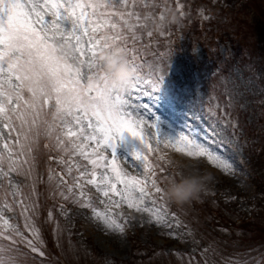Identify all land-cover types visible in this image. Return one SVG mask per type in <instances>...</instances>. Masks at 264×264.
<instances>
[{
    "label": "snow or ice",
    "instance_id": "6c2138e0",
    "mask_svg": "<svg viewBox=\"0 0 264 264\" xmlns=\"http://www.w3.org/2000/svg\"><path fill=\"white\" fill-rule=\"evenodd\" d=\"M141 3L142 0H0V264H21L25 255L21 244L44 255L36 246L39 232L30 218H25L24 228L34 239L25 236L5 215L14 210L13 204L23 206L29 199L22 191L31 172V166L25 168L29 165L26 157L34 151L35 138L40 135L34 129L42 115L51 117L42 123L45 136L56 133L53 150L80 155L92 165L91 170L81 173L93 177L87 183L96 185L95 169H103L100 175L105 186L103 196L107 197L110 191L116 193L130 209L149 213L159 224L173 227L163 205L157 207L155 199L145 204L151 195L142 186L145 181L116 165L117 140L128 133L143 145L141 151L133 153L134 159L141 163V172L148 166L144 155L147 144L141 134L145 121L140 115V109L148 106L135 105L133 99L158 92L164 81L162 74L152 70V59L159 53L151 49L150 39L144 38L159 31L149 29V23L164 17L150 3L143 7L151 11L138 10ZM161 3L159 0L155 7L161 9ZM177 7L182 5L178 2ZM138 29L144 30L143 33ZM58 44L72 45L75 55L68 61L61 59L55 54ZM105 48L121 50L136 73L126 94L111 88L102 71L97 57ZM152 126L157 128L156 124ZM201 131L206 142L184 131L176 138L158 142L182 145L189 158L206 156L209 162L230 170L231 165L211 147L226 142L223 128L210 125ZM160 135L157 131V136ZM90 143L91 149L85 151ZM109 149L110 160L103 154ZM117 183L122 185L119 192ZM151 185L163 199V189L154 179ZM97 190H101L99 185ZM21 196L24 199H19ZM28 210L25 206L24 211Z\"/></svg>",
    "mask_w": 264,
    "mask_h": 264
},
{
    "label": "rangeland",
    "instance_id": "374dc122",
    "mask_svg": "<svg viewBox=\"0 0 264 264\" xmlns=\"http://www.w3.org/2000/svg\"><path fill=\"white\" fill-rule=\"evenodd\" d=\"M150 25L151 23H149ZM141 33L143 32L141 31ZM153 40L155 52L162 51L164 46L157 43L154 38ZM221 48L223 49V47ZM198 52H200V47H198ZM160 64L171 69L174 73L177 72L176 62H168L165 65L156 60L154 56L152 70H157L161 67ZM165 74L170 75L169 73ZM165 79H167L166 76H164L163 85H165ZM226 80L232 84V92L228 91L226 102L237 104L244 112L250 105L247 94H259L262 96L261 99L264 98V82L260 83L250 76H244L238 67L234 68L233 73L227 75ZM162 87L150 96L145 95L133 99L135 105L146 104L148 106L147 109H140V115L145 121L141 134L147 144L144 155L147 158L148 166L141 172V163L134 159L133 153L141 151L143 145L128 133H124L123 137L117 140L115 156L118 159L116 165L120 170L145 181L142 186L151 194L145 199V204L149 199H155L157 207L163 205V209L168 212L167 219L173 223V227L167 228L159 224L149 213L130 209L127 202L116 193L110 191L107 197L103 196L102 191L105 186L100 182V175L103 172L101 168L95 169L97 184L89 185L92 192L95 193L93 206H90L89 199L78 186L79 192H73L76 190V184L73 181H65L67 187L62 188L59 178L49 175L51 174L50 170L52 169L63 176L62 166L69 160L68 156L73 154L65 153L61 149L53 150L56 133L53 132L51 136H45V126L42 123L44 119L50 120L51 117L42 115L41 121L34 129V132L40 131V135L35 138L33 144L34 151L26 157L29 165H25V168L31 166V172L27 180L19 177L24 180L25 186L22 191L29 199L24 201L23 206L13 204L14 210L5 213L10 222L17 224L29 239L34 238L31 232L24 228L26 217L30 218L31 224L39 232V241H36V246L44 255L33 253L21 244L20 248L25 253L21 257V264H57L56 260L59 256H62L68 264H206V262L207 264H264L263 261H256V253L251 248L252 245L259 244L258 240L247 241L248 236L243 231L232 232L228 227L213 225L209 218L202 214L201 209L196 207L198 202L207 198V202L213 208L225 212L230 217H238L240 211L249 214L251 223L247 225L248 227L264 225V183L261 188H256L252 178L251 164L247 163L245 154L236 138L229 135L228 123H230V119L218 120L200 113L192 107L190 102L179 99L175 94L176 89L173 83ZM202 104L210 110L209 112L215 113L214 106L212 105L211 108L209 102L202 101ZM247 116L251 121L256 119L255 113L248 112ZM154 124L157 125V128L152 126ZM210 125H219L223 128L222 134L226 142L212 144L211 147L231 165L230 170L209 162L206 156L189 158L182 145L158 142L163 138H176L182 131L192 138L206 142L201 130L208 129ZM157 131L161 134L159 137ZM65 140L67 141L66 137ZM31 142L30 140L28 143ZM91 147L90 143L85 151H89ZM178 148L181 151H178ZM148 150L156 153L152 158H158L154 160L148 158ZM108 151H104L103 154L110 160L111 149ZM49 157H55V159H49ZM76 157L81 158L84 163V165L80 164L77 170L85 172L86 169H92L88 160L80 155H76ZM61 160L64 163H60ZM160 160L164 165L166 162H179L180 165H188L189 170L197 169L214 177L208 190L204 193L207 194V197L202 195L199 201H194L191 205L183 207L167 202L164 197L161 199V194L155 192L151 185L153 180L151 174L156 175L154 180L157 186L161 181H164V178L170 177V174L167 177L166 166L160 164ZM70 169L71 177L78 176L76 169L72 167ZM151 170L153 173H150ZM89 175V179H92L90 173ZM97 185L101 190H97ZM164 187L161 188L164 189ZM121 188L122 185L117 183V192ZM215 191L219 196L211 197ZM65 196L68 197L66 201L72 198L76 202H84L87 207H80L78 211L66 209L65 212L62 211L63 214H60L59 206L49 202L55 198L65 200ZM247 198L250 199L247 201ZM19 199H24V196ZM25 206L29 208L28 211H24ZM234 208L235 212H232L231 210ZM73 216L79 218L81 226L77 229H80V233L83 234L84 226L86 234L91 238L89 239L91 243L87 242L86 244L83 240L82 242L77 241L74 237V231L77 229H67L69 225L67 220L74 221ZM113 221L115 223L112 224V227H108V224ZM176 221H179L178 226ZM116 225H119L123 231L121 232ZM247 234L252 235V231L247 230ZM158 244L163 246L158 248Z\"/></svg>",
    "mask_w": 264,
    "mask_h": 264
},
{
    "label": "trees",
    "instance_id": "16d2710c",
    "mask_svg": "<svg viewBox=\"0 0 264 264\" xmlns=\"http://www.w3.org/2000/svg\"><path fill=\"white\" fill-rule=\"evenodd\" d=\"M158 2L159 0H142L138 10L151 11V8L143 7L150 3L158 14L161 11L159 7H155ZM178 2L182 5L181 8L177 7ZM170 3L176 10L179 23L168 25L158 32L153 31L151 38H144L150 39L154 52L153 38L164 46L162 51L155 52L159 53L155 59L165 65L176 62L177 72L174 73L161 64L157 71L163 76L169 73L171 76L166 75L169 80L165 79L164 84L173 83L175 94L190 102L200 113L218 120L230 119L229 135L235 137L241 146L247 163L252 166L256 188H261L264 183V98L261 99L259 94H247L250 105L245 112L237 104L227 103L226 97L229 95L228 91L232 92V84L226 77L238 67L244 76L264 82V0H170ZM149 29H155L152 23ZM226 44L230 46V50H222L221 46ZM202 101L209 102L211 108L213 105L215 113L209 112ZM248 112L255 113L256 119L249 120ZM152 156L154 155L148 154V158ZM159 163L164 165L162 160ZM164 166L167 177L170 174L168 179L178 177L184 171L179 163L166 162ZM168 179L164 178L158 186L164 187ZM81 182L87 184V180L82 179ZM216 191L211 197L219 196ZM203 195L207 197V194ZM196 207L201 209L202 214L213 225L228 227L232 232L243 231L248 236L247 241L258 240L259 244H254L251 248L256 253V261L264 262V225L248 227L251 223L249 214L240 211V216L230 217L213 208L207 198L198 202ZM231 211L235 212V208ZM79 223L71 222L67 229H77ZM246 229L252 231V235L247 234ZM74 232L78 235L80 229ZM82 237L86 238L84 235ZM84 242L87 243V239ZM62 260L64 258L59 256L57 264H62Z\"/></svg>",
    "mask_w": 264,
    "mask_h": 264
},
{
    "label": "clouds",
    "instance_id": "9594fccd",
    "mask_svg": "<svg viewBox=\"0 0 264 264\" xmlns=\"http://www.w3.org/2000/svg\"><path fill=\"white\" fill-rule=\"evenodd\" d=\"M161 15L164 19L157 18L153 23V27L157 30L179 23V17L176 10L172 8L170 0H162ZM55 54L68 61L75 55V52L70 44H58ZM97 60L103 66L102 71L108 77L111 88L120 94L130 91L136 73L121 50L105 48L100 52ZM182 167L184 171H181L178 177L168 179L163 189L165 200L178 207L199 201L214 179L210 174L202 173L197 169L189 170L188 165H182Z\"/></svg>",
    "mask_w": 264,
    "mask_h": 264
}]
</instances>
